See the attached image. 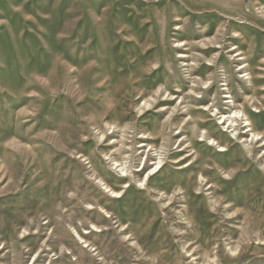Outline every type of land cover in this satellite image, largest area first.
Here are the masks:
<instances>
[{"label":"rangeland","instance_id":"1","mask_svg":"<svg viewBox=\"0 0 264 264\" xmlns=\"http://www.w3.org/2000/svg\"><path fill=\"white\" fill-rule=\"evenodd\" d=\"M0 264H264V0H0Z\"/></svg>","mask_w":264,"mask_h":264},{"label":"bare ground","instance_id":"2","mask_svg":"<svg viewBox=\"0 0 264 264\" xmlns=\"http://www.w3.org/2000/svg\"><path fill=\"white\" fill-rule=\"evenodd\" d=\"M238 117V111L237 110H234L233 112H232V114H230V115H225V116H223V118H224V120H223V122L224 121H228V120H230V119H236ZM240 117V116H239ZM241 118V117H240ZM246 119V121H247V125L248 126H251V124H250V122H249V120H248V118L246 117L245 118ZM233 121V120H232ZM231 121V122H232ZM222 122V123H223ZM229 126H231V124L229 125ZM249 130H251V129H249ZM252 138L254 139H258L259 137H258V134L257 133H252ZM159 167V166H158ZM154 170V169H153ZM144 180V179H143ZM112 192V194H114V195H117V194H119V192H115V191H111Z\"/></svg>","mask_w":264,"mask_h":264}]
</instances>
